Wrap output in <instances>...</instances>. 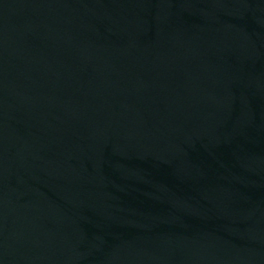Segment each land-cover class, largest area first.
Wrapping results in <instances>:
<instances>
[{
  "label": "water",
  "instance_id": "obj_1",
  "mask_svg": "<svg viewBox=\"0 0 264 264\" xmlns=\"http://www.w3.org/2000/svg\"><path fill=\"white\" fill-rule=\"evenodd\" d=\"M0 264H264V0H0Z\"/></svg>",
  "mask_w": 264,
  "mask_h": 264
}]
</instances>
